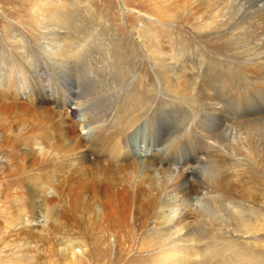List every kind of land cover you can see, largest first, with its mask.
Masks as SVG:
<instances>
[{
    "label": "bare ground",
    "instance_id": "bare-ground-1",
    "mask_svg": "<svg viewBox=\"0 0 264 264\" xmlns=\"http://www.w3.org/2000/svg\"><path fill=\"white\" fill-rule=\"evenodd\" d=\"M32 2L36 4V1ZM246 3L247 14L244 17L242 15L239 20L235 18L241 5L238 6L236 0H171L167 6L169 9L162 12L166 6L161 8L163 19L179 14L187 15L191 19L198 18L201 25L217 30L227 39L242 44L243 54L247 57L245 68L229 75L230 78L206 52V48L200 46L202 49L198 62L188 47L175 48L168 55L169 65L167 64V79L170 82L167 84L174 94L171 102L153 107L136 117L127 114L128 119L124 117L122 121L115 122L117 124L107 122L96 125L95 121L83 123L89 128L88 138L79 136L77 140L92 139V143H87L88 149L81 156L92 159V164L101 173L100 179L88 180L93 192L95 219L104 231L92 239L89 238L91 240L84 242L77 238L64 240L55 237L56 234L47 224L44 214L45 198L52 190L49 184L54 181L52 175L48 174V166L57 163L62 171L64 167L72 164L68 158L63 159L68 146L73 143L69 140L68 128L64 122H59L53 106H44L48 103L56 105L57 99L39 97L33 105L21 106L14 101L0 107L5 112H9V108H16L20 113L30 114L36 120L35 123H27L23 119V126L18 130H9L6 125L0 124V177L5 178L4 191L9 186H17L30 201L34 211L31 219L22 223L24 226L15 229L17 231L15 237L10 238L11 241L19 240L22 242L21 246L33 243L39 249L42 237L36 231L44 229L47 239H54L52 244L57 245L61 256H68L70 263L80 258L77 264H91L88 258L82 256L88 253L87 245L90 246L89 251L92 248L90 253L94 252L93 249H102L107 242L106 233L114 232L120 249L126 247L129 252L132 246L140 242L139 236L149 221L153 224V234L166 239L162 247L167 249V252L164 249L167 264H205L199 248L202 246L203 249L214 251L212 254L215 258L219 252H215L216 249L228 246L220 239L222 237L219 233L228 232L230 225L237 227L240 233L250 236L251 232L261 229L254 226L243 209L246 206L245 196L248 195L246 189L255 181L263 179L260 172H248L245 160L251 153L248 148L253 147L257 152L259 147L256 138L262 135V140L264 139V0H247ZM243 7L241 6L242 9ZM40 10V23H44L42 26L46 29L42 38L49 40L45 58L50 62L54 73L59 75V78L54 79L55 82L65 77L59 85L63 86L65 92L70 93L68 114L81 115L83 108L80 100L76 102V85L70 83L69 76L66 75L81 65L80 59L84 56L82 50L86 48L87 53L93 43L89 44L85 39L78 44L71 42L68 30L75 23V18L70 9L53 4L50 12L45 13L46 9L43 7ZM168 11L172 13H167ZM155 41H152L154 44L150 47L152 53L157 48L161 51L163 45L160 40ZM146 42L148 40L144 43ZM14 78L15 76L9 82L11 91L16 90ZM9 79L8 71L7 74L0 72V83L4 80L8 83ZM28 79L35 83L34 90H31L39 96L50 88L43 90L44 80H40L39 76L33 79L29 76ZM22 81L27 82L24 79ZM127 125L135 127V133L142 131V137L138 138L137 145L133 147L128 143L132 138L125 132ZM108 127L116 129L107 135L102 133ZM164 130L172 132V136H168L169 144L154 148L155 144L160 146L169 141L160 134ZM108 140L110 142L106 143ZM102 147L118 151L119 162L112 166V174L109 176L104 173L106 167L98 164L101 152L93 150ZM259 150H264V140ZM252 156L254 158V154ZM128 158L133 162L124 165L123 161ZM74 165L78 166V162ZM203 166L209 168L211 178L208 179L211 182L203 178L201 179L206 181L191 178ZM123 171L126 172L125 177L119 174ZM74 185L80 187L81 181L77 179ZM81 194L83 191L80 190L77 198ZM22 213V210L16 213L12 211L10 214L14 215L7 218L14 225V218L21 221L19 215L22 216ZM223 214L226 216L222 217ZM205 216L210 219H205ZM210 220H219L220 225L212 226ZM81 224L82 221L77 220V225L81 227ZM260 224L264 228V219ZM205 226L212 233H206L209 229ZM144 242L147 243L146 239L142 240ZM102 251L105 252L104 248ZM223 255L221 253L219 257L222 258ZM246 255L245 253L244 256ZM219 257L215 259L220 260ZM120 258L121 256L115 264H119ZM238 258L240 264H261L250 256L247 259ZM229 261L225 262L232 264L230 259ZM35 263L44 264L43 261Z\"/></svg>",
    "mask_w": 264,
    "mask_h": 264
},
{
    "label": "rangeland",
    "instance_id": "rangeland-1",
    "mask_svg": "<svg viewBox=\"0 0 264 264\" xmlns=\"http://www.w3.org/2000/svg\"><path fill=\"white\" fill-rule=\"evenodd\" d=\"M32 1H36V4ZM236 1L238 6H244L243 9L241 6L239 7L240 15H236L235 19L239 20L242 15L244 17L247 14V0ZM170 2L171 0H0V72L7 74L8 71L10 78L8 83L5 81L6 78L4 82L0 83V107L14 101L21 106L33 105L37 103L36 100L39 97L57 99L56 105L48 103L44 106L49 108L53 106L59 117V122H64L68 128L69 140L73 142L68 146L65 152L66 156L63 158L72 161L70 166L64 167L62 171L57 163L48 166V174L52 175L54 181L49 184L52 190L45 198L44 214L47 224L56 234L55 237H61L64 240L77 238L85 242L104 232L101 224L95 219L93 192L88 181L89 179H100V169L92 164V159H84L81 156L88 149L87 143H92V139L89 141L77 140L79 136L88 138L89 128L84 125L87 121H95L96 125L107 122L117 124L127 117V114L136 117L137 114H142L146 110L171 102L174 99V94L167 84L170 83L167 79V75H169L168 55L173 53L175 48L188 47L192 50L196 62L200 58L198 57L200 49L206 48L207 51H205L218 62L230 78L229 75H234L236 71L247 65L245 62L247 57L243 54L242 44L227 39L217 30H210L201 25L198 18L191 19L187 15L179 14L163 19L162 12L169 9L167 6ZM53 4H60L73 12L75 23L68 30L71 42L78 44L85 39L89 44L93 43L87 53L86 48V51L82 50L84 56H81V65H78V68L74 67L75 69H72V72L70 70L66 75V77L69 76V82L76 85L75 90L78 95L76 102L80 100L83 108L80 111L81 115L68 114L70 93L65 92L63 86L59 85L65 77L55 82L54 79L59 78V75L54 73L50 62L45 58L46 45L48 46L49 40L42 38L46 29L42 26L44 23L41 24L40 21V17H42L40 9L43 7L46 9L45 13L50 12L53 9ZM163 5L166 8L161 12ZM47 24L49 26L48 22ZM147 40L148 42L144 43ZM158 40L163 44L161 51L160 48H157L152 53L151 48L154 44L152 41L159 42ZM246 74L248 75V73ZM14 76L16 90L11 91L9 82ZM29 76L31 79L39 76L40 80H44L43 90L50 87L49 90L40 96L35 94L32 91L35 83L30 82ZM20 77L27 82H23ZM23 119H26L27 123L36 122L32 115L20 113L16 108H9V112L0 109V124L6 125L9 130L10 128L13 130L21 128ZM115 129V127H108L102 133L107 135ZM170 130L160 133L169 141L167 140L168 142L166 141L160 146L155 144L154 148H162L169 144V137L172 136ZM171 131H174V128ZM125 132L132 138L128 142L132 144V147L137 145L138 138L142 137V133H140L142 131L135 133V127H129V125L125 127ZM261 136L256 138L257 147H259L257 148L258 154L253 147L248 148L251 155L249 154L250 157H247L245 163H247L248 172H260L259 175L261 174L263 179L259 182L255 181L246 189L248 195L245 196L246 206L243 209L254 226L261 229L251 232L250 236L240 233L237 231V227L230 225L228 232L219 233V236L222 237L220 239H223V242L228 246L216 249L215 252L219 251L220 253H215V258L218 259L221 253L222 255L230 254H227L226 257L224 255L222 258L219 257L220 260L214 258V251L203 249L202 243H200L199 254L203 257L202 261L206 262L205 264H222L223 261V264H230L226 263L230 262L229 259L232 264L234 261V264H240L238 256L243 259L250 256L252 260H259L261 264H264V228L260 226L264 219V150H259L260 147L262 148L264 139L262 140ZM108 142L110 141L108 140L106 143ZM93 150L101 152L98 164H103L106 167L104 173L108 176L111 175L112 166L119 162L118 151L115 149V151H111L109 147L94 148ZM47 152L49 153V151ZM77 162L78 166L74 165ZM123 162L124 165H129L133 161L128 158ZM208 171L209 168L203 166L194 172L191 178L201 181L206 179L211 182V179H208L211 178ZM119 174L126 176L125 171ZM77 179L81 181V186L78 188L74 185ZM4 180L5 178L0 177V264H36L35 262L41 261L44 264H69L71 261L68 256L64 255L63 257L59 254L57 245L52 244L54 239H47L44 229H35L37 234L42 237L39 249L33 243L21 246L22 242L19 240H10L11 237H15L17 231L15 229L24 226L22 223L31 219L34 211L30 201L26 199L20 188L9 186L7 191H4L6 187ZM80 190L83 191V194L77 198ZM77 204H79V208H77ZM19 209L23 211L22 216L19 215L21 221L12 217V219H16V224L12 225L10 218L7 217L13 216L14 214L11 215L10 212L16 213V211H20ZM223 216L226 215L223 214ZM75 217L77 218L74 221ZM205 219L210 218L205 216ZM228 219L229 217L226 218V220ZM77 220L82 221L81 227L77 225ZM210 221L212 226L220 225L219 220ZM153 230V224L147 221L144 231L139 236L141 244L138 242L129 249V252L126 251V247L120 249L114 232L106 233L107 242L102 246L105 252L98 248L93 249L94 252L90 253L92 248L89 251L90 246L87 245L88 248H85L88 253L86 252L82 256L88 258L91 264H115L120 256L119 264H162L164 259L163 264H167L165 262L167 261L165 250L167 252V249L162 247L166 243V239L153 234ZM209 232L212 233L210 229L206 233ZM144 239L147 243H142ZM245 253L248 256H244ZM210 256H213V259ZM227 257L228 260H226ZM223 258L225 260H221ZM79 260L80 258L70 264H77Z\"/></svg>",
    "mask_w": 264,
    "mask_h": 264
}]
</instances>
